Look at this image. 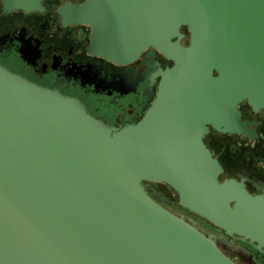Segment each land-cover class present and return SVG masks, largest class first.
Wrapping results in <instances>:
<instances>
[{
    "label": "water",
    "instance_id": "water-1",
    "mask_svg": "<svg viewBox=\"0 0 264 264\" xmlns=\"http://www.w3.org/2000/svg\"><path fill=\"white\" fill-rule=\"evenodd\" d=\"M62 14L89 24L93 53L124 62L152 45L171 64L120 126L0 65V264H234L146 192L152 180L264 253V190L219 179L204 141L210 128L249 136L238 103L264 107V0H83Z\"/></svg>",
    "mask_w": 264,
    "mask_h": 264
},
{
    "label": "flooded vegetation",
    "instance_id": "flooded-vegetation-1",
    "mask_svg": "<svg viewBox=\"0 0 264 264\" xmlns=\"http://www.w3.org/2000/svg\"><path fill=\"white\" fill-rule=\"evenodd\" d=\"M82 1L41 0L40 7L24 9L8 7L6 0H0V65L39 85L78 98L88 112L108 124L135 122L154 96L159 70L171 64V60L152 45L124 62L91 52L89 24L65 21L62 14L65 3ZM181 30L186 31V26ZM238 108L252 134L222 133L210 128L207 135L217 139L221 146L217 150L208 146L222 166L219 179H241L249 192H262L264 107L252 109L246 101H240Z\"/></svg>",
    "mask_w": 264,
    "mask_h": 264
},
{
    "label": "rangeland",
    "instance_id": "rangeland-1",
    "mask_svg": "<svg viewBox=\"0 0 264 264\" xmlns=\"http://www.w3.org/2000/svg\"><path fill=\"white\" fill-rule=\"evenodd\" d=\"M204 141L210 147L212 146L215 148V150L221 146V143L219 144L217 139L211 135L206 134L204 136ZM226 147L228 148V145H226ZM143 183L146 192L160 202L164 207L182 216L184 219L189 220L199 229L214 237L216 239L217 247L227 257H229L234 264H264V254L252 247L250 244L242 241L241 239L226 235L219 229L213 228L210 223L194 216L187 209L180 206L177 202L176 192L169 185L153 180L144 181Z\"/></svg>",
    "mask_w": 264,
    "mask_h": 264
},
{
    "label": "bare ground",
    "instance_id": "bare-ground-1",
    "mask_svg": "<svg viewBox=\"0 0 264 264\" xmlns=\"http://www.w3.org/2000/svg\"><path fill=\"white\" fill-rule=\"evenodd\" d=\"M204 232V231H203ZM205 234H207L206 232H205ZM208 235V234H207ZM210 235V234H209ZM211 236V235H210ZM212 237V236H211ZM214 239V238H213Z\"/></svg>",
    "mask_w": 264,
    "mask_h": 264
}]
</instances>
